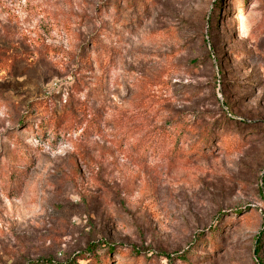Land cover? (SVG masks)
Returning a JSON list of instances; mask_svg holds the SVG:
<instances>
[{"label":"rangeland","instance_id":"rangeland-1","mask_svg":"<svg viewBox=\"0 0 264 264\" xmlns=\"http://www.w3.org/2000/svg\"><path fill=\"white\" fill-rule=\"evenodd\" d=\"M259 260L264 0H0V264Z\"/></svg>","mask_w":264,"mask_h":264},{"label":"trees","instance_id":"trees-1","mask_svg":"<svg viewBox=\"0 0 264 264\" xmlns=\"http://www.w3.org/2000/svg\"><path fill=\"white\" fill-rule=\"evenodd\" d=\"M179 123L177 124H170L167 126V128H164L160 133L163 132V135H156V137L151 136V134H149V136L147 137V139L145 141H143V143L141 145H139L141 148L140 149H148V148H158L159 150H161L162 152L167 153L170 149V141L169 138L171 137V135L173 134L174 131H178V133L180 134L181 138H184L187 134H189L190 132H193L196 128H194L191 124H187V125H182L181 127L178 126ZM208 135L210 134H205V135H201L199 138V141L196 143V147H199V142L202 140H205L208 138ZM179 141L175 140V146L173 148V150L175 149L176 146H178ZM263 231L260 232L259 236L256 240V250H255V254L259 255V244L261 243V237ZM121 252H119L120 254ZM184 258V256H181V259ZM261 259V258H260ZM261 261V260H259ZM261 264H264L263 261H261Z\"/></svg>","mask_w":264,"mask_h":264}]
</instances>
